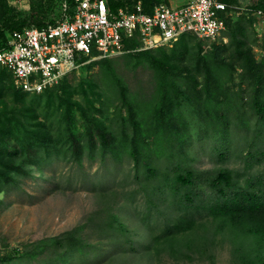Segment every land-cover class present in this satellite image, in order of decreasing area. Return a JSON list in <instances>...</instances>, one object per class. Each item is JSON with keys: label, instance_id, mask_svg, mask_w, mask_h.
Instances as JSON below:
<instances>
[{"label": "rangeland", "instance_id": "rangeland-1", "mask_svg": "<svg viewBox=\"0 0 264 264\" xmlns=\"http://www.w3.org/2000/svg\"><path fill=\"white\" fill-rule=\"evenodd\" d=\"M160 1L176 7L186 0ZM226 1L237 10L233 6L264 0ZM4 2L0 22L30 21V0ZM58 10L55 2L50 16L56 18ZM251 17V11L234 12L219 35L185 33L146 50L147 56L132 44L107 56L95 52L41 92L20 90L0 65V257L12 254L0 264H141L120 258L96 263L93 251L79 254L77 236L67 237L76 229L88 244L101 238L96 228L108 210L134 228L124 195L136 188L129 143L134 136L146 137L147 144L163 142L166 123L186 137L191 159L185 165L194 170H264V161L249 169L235 155L242 139L236 125L257 118L254 95L264 100V25ZM149 55L162 65H152ZM245 56L260 61L261 87L257 72L239 66ZM162 108L163 118L157 113ZM13 116L17 129L10 134L2 123ZM224 146L228 151L220 156ZM149 158L161 178L167 166L162 151ZM133 203L143 205L142 196L137 193ZM69 242L76 243L77 257ZM197 254L163 257L159 264H212L207 254L213 264H235L226 235L218 234L206 253Z\"/></svg>", "mask_w": 264, "mask_h": 264}, {"label": "trees", "instance_id": "trees-1", "mask_svg": "<svg viewBox=\"0 0 264 264\" xmlns=\"http://www.w3.org/2000/svg\"><path fill=\"white\" fill-rule=\"evenodd\" d=\"M106 1L110 9H113L133 0ZM142 1L147 9L151 4L159 2ZM221 1L228 4L226 0ZM55 2L58 6V0H30L32 11L27 23L22 20L14 22L13 17H7L9 21L2 19L0 47L7 32L13 29L23 26L41 27L53 21L55 18L50 13ZM259 7H264V1L249 8ZM6 11L4 0H0V16L4 17ZM234 12L228 4L224 16L225 29L229 25L228 20H233ZM251 16L255 20L256 16ZM128 44L134 46L136 42L126 41L125 46L128 47ZM140 52L147 56L146 50ZM148 57L152 65H162L151 55ZM260 65V61L248 56L239 65L257 72L256 87L262 85L263 68ZM252 108L257 118L252 123L242 122L235 129L242 138L240 144L244 142L240 148V144L235 143V155L241 157L249 169L253 163L264 161V100L257 94L253 96ZM157 113L163 118L167 110L158 109ZM11 119L2 123L3 129L10 134L17 129V120L14 116ZM162 131L166 134L163 142L154 140V144H147L144 142L146 137L139 139L134 136L129 143L128 156L132 161L136 188L127 190L124 195L127 201L125 210L134 228H128L123 220L108 210L103 223L96 228L101 238H96L94 242L88 244L85 236H80L76 229L70 230L71 234L67 238L71 241L72 234L77 236V242H80L77 245L79 254L82 255L86 250L93 251L91 257L96 263L120 258L122 261L131 259L141 264H159L163 257L179 260L181 257L192 259V255L197 253L202 255L213 245L215 237L222 234L230 241L231 257L235 264H264V170L239 171L227 166L194 170L185 165L191 157L184 134L169 123L164 124ZM216 148L214 146V150ZM227 148L224 146L219 150L220 156H226ZM159 150L167 164L161 178L157 176L156 167L149 158L151 152ZM137 193L143 199L141 206H134L133 203ZM135 234L136 237H133ZM55 243L60 244V240L57 239ZM75 244L69 242L68 245L69 251L77 257L78 247ZM207 255L213 264L211 254ZM10 258L12 254L0 257L3 260Z\"/></svg>", "mask_w": 264, "mask_h": 264}, {"label": "built area", "instance_id": "built-area-1", "mask_svg": "<svg viewBox=\"0 0 264 264\" xmlns=\"http://www.w3.org/2000/svg\"><path fill=\"white\" fill-rule=\"evenodd\" d=\"M233 7H238L232 9L236 12L251 11L264 24V7ZM227 8L221 0H186L176 7L160 1L149 9L142 0L113 9L106 0H58L53 21L7 32L0 65L21 90L41 92L95 52L107 56L126 50V41L136 42L134 50H147L185 33L213 38L225 29Z\"/></svg>", "mask_w": 264, "mask_h": 264}]
</instances>
